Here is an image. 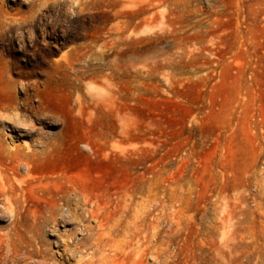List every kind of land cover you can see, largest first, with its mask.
<instances>
[{
	"label": "rangeland",
	"instance_id": "374dc122",
	"mask_svg": "<svg viewBox=\"0 0 264 264\" xmlns=\"http://www.w3.org/2000/svg\"><path fill=\"white\" fill-rule=\"evenodd\" d=\"M0 120V264H264V0H0Z\"/></svg>",
	"mask_w": 264,
	"mask_h": 264
},
{
	"label": "bare ground",
	"instance_id": "6f19581e",
	"mask_svg": "<svg viewBox=\"0 0 264 264\" xmlns=\"http://www.w3.org/2000/svg\"><path fill=\"white\" fill-rule=\"evenodd\" d=\"M2 117L3 118H7V116H5L3 114L1 115V118ZM3 123H4V121L3 120H0V126L3 125ZM29 129L31 131L33 129V126H30ZM34 155H35V153L32 152V150L30 151L28 146L25 149L21 144H14V143H8V142H6V140L2 137V133L0 131V164L1 163L2 164L3 163L5 164L7 162L10 165L11 170L15 173V172H18L17 170L19 169V166L22 163L29 165L30 159L32 157H34ZM10 179L11 178H0V193H4L5 192V183H6V180L9 181ZM11 191H13V190L11 189ZM8 192H9V190H8ZM8 192H7V194H8ZM147 204H148L147 200H144L143 205L146 206ZM97 215L98 214H95L94 213V210L91 211V216H93L94 218H96ZM107 216H109V215H107ZM86 219H87V217H86ZM116 225H117V223H113L112 225H110V230L111 229L113 230V228ZM126 226H127L128 229H130V226L129 225H126ZM83 230L85 232V235L84 236H81V237H78L76 239V241H70V240L64 241V245H63L64 247H63V251H62L61 254H63V256L65 258L66 257H69V258L70 257L71 258L74 257L75 258V261H76V264H120L119 261H118V258L116 257L117 256L116 253L110 254L109 256H105L104 255L105 253H103V251L105 249V246L108 244V243H104L105 242V241H103L104 236H107L108 235V237H110L112 235V230L111 231L109 230V231H103V232L97 233L98 236H96L97 237L96 239L94 237V235H95V233L93 231L94 228H93V226L90 223L85 224ZM141 231H144L145 232V229L143 228V229H141ZM68 236H73V235L68 234ZM79 236H80V234H79ZM139 236H140V234L138 235V237ZM65 239H67V238L65 237ZM134 240H135V238H134ZM132 241L133 240L131 238V240L129 242H132ZM140 243H142V241H140ZM149 243H153V242H149ZM142 245L144 246L143 250L144 251L145 250L148 251L150 245L146 242L145 239L143 240V244ZM154 246L152 248H154ZM18 250H19L18 247L13 244V246H12L13 253H9V251H8V254H10V255H12V256H14V257L17 258L18 257L17 256L18 255L17 254L18 253ZM138 250H139V248H138ZM160 252L161 251H159V253ZM147 254L148 253H146V255ZM34 256H36V252H34L33 254H30L28 256V258H33ZM43 258H44V260L42 262L45 263V260L48 259V258L47 257H43ZM163 263H164V261H163Z\"/></svg>",
	"mask_w": 264,
	"mask_h": 264
}]
</instances>
